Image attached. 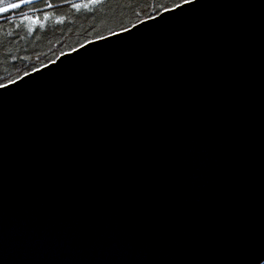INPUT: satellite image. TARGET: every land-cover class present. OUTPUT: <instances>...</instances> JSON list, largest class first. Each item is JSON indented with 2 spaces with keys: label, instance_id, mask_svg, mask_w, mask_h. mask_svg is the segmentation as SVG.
<instances>
[{
  "label": "water",
  "instance_id": "obj_1",
  "mask_svg": "<svg viewBox=\"0 0 264 264\" xmlns=\"http://www.w3.org/2000/svg\"><path fill=\"white\" fill-rule=\"evenodd\" d=\"M168 10L0 88V264L264 252V0Z\"/></svg>",
  "mask_w": 264,
  "mask_h": 264
},
{
  "label": "trees",
  "instance_id": "obj_2",
  "mask_svg": "<svg viewBox=\"0 0 264 264\" xmlns=\"http://www.w3.org/2000/svg\"><path fill=\"white\" fill-rule=\"evenodd\" d=\"M45 2L53 7L45 8ZM173 2L179 4L180 0H32L30 5L0 13V84L14 81L87 41L158 15L172 8ZM73 3L89 7L74 9ZM30 8L36 11L30 12ZM45 12L49 13L47 19ZM22 14L39 17L43 26L21 21L18 17Z\"/></svg>",
  "mask_w": 264,
  "mask_h": 264
},
{
  "label": "snow or ice",
  "instance_id": "obj_3",
  "mask_svg": "<svg viewBox=\"0 0 264 264\" xmlns=\"http://www.w3.org/2000/svg\"><path fill=\"white\" fill-rule=\"evenodd\" d=\"M61 3H66L67 0H60ZM32 3V0H0V13H7L10 10H16L20 9L22 5H30ZM197 0H180V3L177 4L175 2L172 3V8L175 9L177 12H179L181 6H188L189 9L192 5L196 4ZM45 8H52L53 5L50 3L45 2L44 3ZM71 7L74 9H79L81 7L87 8L89 5L87 3L81 4V3H73L71 4ZM30 12H35L36 9H29ZM163 11L168 12V9H163ZM49 16L48 12L44 13L45 19H47ZM21 21H29L32 25L41 24V21L39 17H34L28 14H22L18 17ZM60 17H57V20L59 21ZM123 31V30H122ZM111 35V34H110ZM9 84H12V81H8ZM14 86V85H13ZM0 88H3L5 92L7 91V88L5 85L0 84ZM251 264H264V252L254 254L252 257Z\"/></svg>",
  "mask_w": 264,
  "mask_h": 264
}]
</instances>
